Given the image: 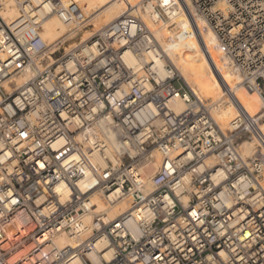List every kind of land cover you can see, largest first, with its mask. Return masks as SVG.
<instances>
[{"label": "clouds", "instance_id": "9594fccd", "mask_svg": "<svg viewBox=\"0 0 264 264\" xmlns=\"http://www.w3.org/2000/svg\"><path fill=\"white\" fill-rule=\"evenodd\" d=\"M0 264H264V0H0Z\"/></svg>", "mask_w": 264, "mask_h": 264}, {"label": "bare ground", "instance_id": "6f19581e", "mask_svg": "<svg viewBox=\"0 0 264 264\" xmlns=\"http://www.w3.org/2000/svg\"><path fill=\"white\" fill-rule=\"evenodd\" d=\"M214 44L215 42L211 36L205 38L204 44L199 49V58L192 57L190 62L182 69V72L186 75L185 82L193 93H195V88L198 87L210 97L214 95L217 89L223 91L224 84L230 86L229 77L221 68L213 51Z\"/></svg>", "mask_w": 264, "mask_h": 264}, {"label": "built area", "instance_id": "2783aa9c", "mask_svg": "<svg viewBox=\"0 0 264 264\" xmlns=\"http://www.w3.org/2000/svg\"><path fill=\"white\" fill-rule=\"evenodd\" d=\"M207 6L210 8V7H212L213 5H211V3H208ZM178 83H180V82H178ZM187 89H190V88L188 87V85H187ZM187 89H186V90H187ZM193 94H195V93H193ZM43 235L46 237V236H47V233H44ZM157 255H159V254L157 253Z\"/></svg>", "mask_w": 264, "mask_h": 264}]
</instances>
